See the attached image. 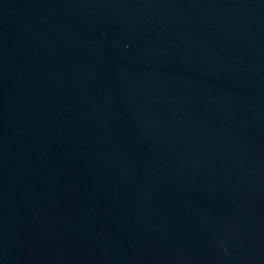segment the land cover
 I'll list each match as a JSON object with an SVG mask.
<instances>
[{
    "label": "water",
    "instance_id": "water-1",
    "mask_svg": "<svg viewBox=\"0 0 264 264\" xmlns=\"http://www.w3.org/2000/svg\"><path fill=\"white\" fill-rule=\"evenodd\" d=\"M0 264H264V0H0Z\"/></svg>",
    "mask_w": 264,
    "mask_h": 264
}]
</instances>
